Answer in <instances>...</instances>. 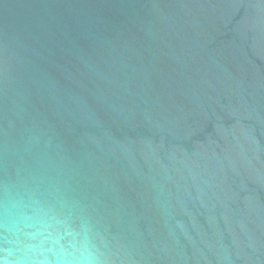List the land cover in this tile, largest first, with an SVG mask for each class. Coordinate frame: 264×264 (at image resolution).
<instances>
[{
    "label": "water",
    "instance_id": "95a60500",
    "mask_svg": "<svg viewBox=\"0 0 264 264\" xmlns=\"http://www.w3.org/2000/svg\"><path fill=\"white\" fill-rule=\"evenodd\" d=\"M5 185L108 264H264V101L209 1L0 0Z\"/></svg>",
    "mask_w": 264,
    "mask_h": 264
},
{
    "label": "clouds",
    "instance_id": "9594fccd",
    "mask_svg": "<svg viewBox=\"0 0 264 264\" xmlns=\"http://www.w3.org/2000/svg\"><path fill=\"white\" fill-rule=\"evenodd\" d=\"M56 204L74 207L59 190ZM109 242L85 219L79 229L67 215L35 196L9 199L0 190V264H108Z\"/></svg>",
    "mask_w": 264,
    "mask_h": 264
}]
</instances>
